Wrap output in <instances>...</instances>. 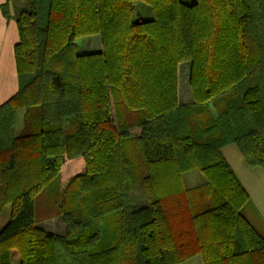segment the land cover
Returning a JSON list of instances; mask_svg holds the SVG:
<instances>
[{
  "label": "trees",
  "instance_id": "16d2710c",
  "mask_svg": "<svg viewBox=\"0 0 264 264\" xmlns=\"http://www.w3.org/2000/svg\"><path fill=\"white\" fill-rule=\"evenodd\" d=\"M13 1L19 91L0 107V217L11 206L0 264L14 253L20 264H264V233L222 152L234 143L264 169V0ZM138 1L151 19H133ZM91 35L102 52L77 54ZM192 170L205 181L186 187ZM54 217L64 234L38 225Z\"/></svg>",
  "mask_w": 264,
  "mask_h": 264
},
{
  "label": "crops",
  "instance_id": "0c3cea01",
  "mask_svg": "<svg viewBox=\"0 0 264 264\" xmlns=\"http://www.w3.org/2000/svg\"><path fill=\"white\" fill-rule=\"evenodd\" d=\"M16 7L13 0H0V107L14 97L19 91V77L15 48L20 41V33L15 19ZM87 42L76 52L79 55L102 52V41L99 35L88 36ZM190 63V62H188ZM181 78L179 72V100L182 104L193 103V94H183L181 91ZM22 113V119L24 112ZM18 114V116H19ZM18 121V119H17ZM223 155L229 162L234 172L242 182L249 194L250 207L254 216L261 222L264 233V169L251 167L247 164L243 154L236 144H229L222 149ZM202 183V182H201ZM43 229L58 234L65 233V225L61 218L54 217L38 223ZM180 264H203L201 255H197Z\"/></svg>",
  "mask_w": 264,
  "mask_h": 264
},
{
  "label": "rangeland",
  "instance_id": "374dc122",
  "mask_svg": "<svg viewBox=\"0 0 264 264\" xmlns=\"http://www.w3.org/2000/svg\"><path fill=\"white\" fill-rule=\"evenodd\" d=\"M187 4H193L195 0H182ZM153 17V13L151 10V7L149 4H147L144 1H138L134 3V9H133V19L134 20H149ZM88 36L80 37L76 40V47L75 50L78 52V49L80 50L81 47H83L84 42H87ZM180 72V78H181V91L183 94L189 92V73H190V63L184 62L179 67ZM23 112V111H19ZM18 112V114H19ZM24 126L23 119H22V113L18 116V121L16 123L14 133L18 134ZM205 181V177L202 172L199 170H192L185 174H183V182L186 187H191L200 184L201 182ZM135 190L131 194V200L133 203V207L138 209L141 207H144L147 205L146 196L144 193L143 188H141L137 181L134 183ZM40 202V200L38 199ZM43 209H39V215L41 214V211ZM48 213L55 211V206H53L51 209H46ZM243 213L248 217V219L252 222V224L258 229H263L261 222L258 220L257 217L254 216V213L251 211L250 207H246L243 210ZM11 216V206H8L4 213L0 217V231L6 226V224L9 222ZM262 231V230H260ZM13 264H20V258L17 253H14L13 255Z\"/></svg>",
  "mask_w": 264,
  "mask_h": 264
}]
</instances>
